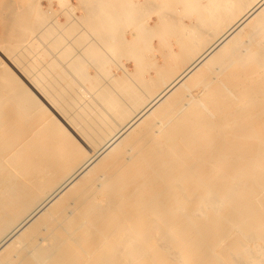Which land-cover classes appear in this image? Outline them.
<instances>
[{"label": "bare ground", "instance_id": "bare-ground-1", "mask_svg": "<svg viewBox=\"0 0 264 264\" xmlns=\"http://www.w3.org/2000/svg\"><path fill=\"white\" fill-rule=\"evenodd\" d=\"M113 1L85 7L80 18L92 26L81 32L103 37L77 48L76 59L93 53L98 80L114 57L104 53L120 45L133 62V70L120 66L126 83L91 89L83 69L74 73L81 67L64 65L42 100L41 81L32 90L14 74L0 80V249L65 192L0 264H166L165 251L191 237L184 232L208 210L214 215L199 232L231 222L252 242L242 252L247 264L264 263V199L246 182L264 175V0ZM147 68L155 76L145 91L134 76ZM244 183L250 190L231 197ZM225 237L223 229L208 239ZM200 249L188 251L196 258L188 264H205Z\"/></svg>", "mask_w": 264, "mask_h": 264}, {"label": "rangeland", "instance_id": "rangeland-1", "mask_svg": "<svg viewBox=\"0 0 264 264\" xmlns=\"http://www.w3.org/2000/svg\"><path fill=\"white\" fill-rule=\"evenodd\" d=\"M87 1H89V2H87ZM87 1L84 5L83 0H68V2L70 4L63 6V5H59L56 0H0V80L4 78L5 73L6 74L7 73L12 74V75L14 74L16 79L18 77H20V79L24 80L25 84L28 85V87L32 88V90H33V86H31V83L34 84L37 81H39V82L41 81L40 83L37 82V84L39 83L40 86H44L43 87V90H44L43 95L41 96V94L39 95V94H37L38 92L36 93L35 91L34 92L36 94L35 93L34 94L42 100H43V97H47L46 96L47 93L49 94V92H48L49 85H47L48 84V78L50 81L54 74H58V73L62 74L61 72L64 69L62 67H64V65L67 66L68 69L70 68L69 69L70 71H75V68L77 65H78V67H81V68H79V70L75 71L74 73H75V75L77 74V76H79L82 73V71H80V69L81 70L83 69L86 76L83 77V79H81V80H82V82H84V84H83L84 86L86 85L88 88H91V89L94 88L95 86H100V84H104L105 82L107 83V81L112 83V85L115 84L113 86L116 88H117L119 82H120V84L122 82L126 83V82H124L125 78H124L123 73H122L123 70H121L120 68L122 66H125L128 69L133 70V62H132V58H131L132 56H128L129 60H128L127 56L120 57V55L125 52V51H123V52L121 51V50H123V48L120 45H118V46L115 45L114 46V48H116L115 50H110V51L108 50L107 53L106 52L104 53L105 56L107 55L106 57H108L109 55L114 56V57L112 58L111 61L109 59V61H110V62L108 61L109 64H108V62H106V63L104 62V64H106V65L102 66L101 71H100L102 75H99L100 78L98 80L93 78L95 73L98 71L95 69V67L92 66L95 64V63H92L95 60V58H94L95 56L93 58H91L93 56V53H91V54L87 53L86 56H84L85 54H83V55L78 54L79 56H83L84 58L80 57V60L76 59V56H77L76 54L78 53V51L76 50L77 48H79L78 50H81L82 48L89 46L88 42L91 43L92 41H95V39L99 41L100 38L102 39V37H103V36H101L102 34H99L98 32H96V34L95 33L92 34L93 32H91L93 39H92V37H90L91 35L88 36V34L90 32L88 34H86V37H84V33H82V32L86 31L88 29L91 30L90 27L92 26L89 24L87 25L84 22L83 18L82 19L80 18V17H82V15L86 11V10H84L85 7H88V9L90 8V6L93 7L94 3L92 4V2H95V4L97 2L98 5H99V3L101 4L102 1L105 3L108 2V4H110V2H114L113 0H87ZM123 1L126 4L130 3V2H128L129 0H123ZM82 6H84V7H82ZM179 9L181 10L182 6H179ZM184 12H182V13L185 17L186 14L188 15V11L186 12V10L184 9ZM182 13H180V14H182ZM109 14L107 16L108 18L106 17L107 21H109V22L106 21L107 24L110 23V21H111V18H109V17H111L110 16L111 14L110 15ZM180 14H176V16L178 18H180ZM112 17H113V15H112ZM186 20L187 19L185 18V22H187ZM153 24L154 23H152V25ZM115 27L117 28V25ZM82 28H84V29H82ZM40 32H41V34L38 35L39 38L35 37V35L37 33H40ZM74 36H77V38ZM72 37H74L75 41H74V39L71 40ZM126 37L131 39V37L128 35H126ZM55 39H58V40L62 39L63 42L60 41V42H62V43H60L58 40L54 41ZM55 42H56V44H55ZM65 44L66 45L68 44L69 46L67 45L68 46L67 47ZM60 45H63L64 47L60 46ZM153 45L158 46V42L154 41ZM55 46H57V47H55ZM52 47H54V49L55 48L58 49L59 51L61 50L62 52L60 51L59 53L64 54V57L61 58L63 55H60V54L57 55L58 50H56L57 51V53H56ZM61 47H62V49L64 48L65 50L63 49L64 50L63 51L61 49ZM66 50H70V51H66ZM65 51H66V53H63ZM53 52L56 54H54ZM33 53H38L39 55L36 54V58H33L35 56V54H33ZM65 54H69V56H65ZM30 55L32 56L31 57L32 59L30 58ZM53 55H56L58 57V60L61 59L59 61V63L61 65L58 63L57 60L51 59ZM125 55H127V53ZM59 56H61V57H59ZM73 56H74V58H73ZM79 56H78V58H79ZM88 56H90V57H88ZM99 57L104 58L103 53L100 54ZM64 58H67V59H64ZM87 58H89V59H87ZM82 59H83L84 63H81V62H83ZM29 64H31V65H29ZM68 64L72 65V67ZM57 65H59V68L57 67ZM23 67H26V68L29 67V69L27 68L28 73L23 72V70L25 71V69H22ZM32 67H34V68H32ZM38 67H40V68L42 67V68L40 69ZM33 69H34V71L35 70L36 71L34 72ZM43 69H44V71H43ZM29 70H31V72H29ZM42 71H43V73H42ZM78 71L81 73H79ZM146 71H147V73H145L143 75L139 74L137 76H134L135 79L136 78H137V80L139 79L138 81L136 80L137 84L138 85L141 84L139 86L143 90L145 89V91L149 90V89H147V88H149L148 87V85L150 84L149 82H151V81H148L149 75L155 76L154 70L147 68ZM22 73H23L24 77H26V79H28V80H25ZM38 73H39V75H38ZM33 75H34L35 79L33 78ZM35 76H37V77H35ZM41 78L43 81L41 80ZM147 78H148V80H147ZM78 79L80 80L79 77H78ZM117 80H118V83H117ZM42 82L44 85L42 84ZM45 82H47V83L45 84ZM128 83H130V82H128ZM146 83H149V84L146 85ZM116 84H117V86H116ZM155 84L153 83V86H155ZM46 85L48 87L47 90L44 89V88H47ZM50 89H51V87H50ZM151 89H153V87ZM45 92H47V93H45ZM85 99L80 101V103L82 104L83 101H84V103H85V101L86 102L88 101V97H86ZM164 101L165 100H163L161 103H163ZM11 102H12V107H13L14 102L13 101H11ZM11 102H9V105L7 106V108H11V106H10ZM117 103H118V101H117ZM161 103L159 105H161ZM81 104H78V106H80ZM46 106H47V108H46L47 111L50 112L51 114H53V116L55 118L58 119L60 117L59 120L63 119V117L61 118V116L63 114L60 113V115H58L60 111L56 110L54 108V106H52V104H47ZM56 106H58V104ZM76 109L79 110L77 112L80 113L81 110L79 109V107ZM50 110H52V111H50ZM52 112H54V113H52ZM113 112L114 111L112 108L110 111V114ZM110 114H108L109 117H110ZM107 117L105 119H108ZM91 118L92 117H89L88 120H90ZM64 120L65 119H63V122H64ZM80 121H82V120H80ZM83 121H82V123L85 124L86 121L85 122H83ZM27 123L32 124L33 122L32 121L26 122V124ZM168 125H169V123L167 125L165 124L164 128L167 127ZM72 128H73V125H70V126H68L67 129H72ZM263 155H264V153H263ZM262 166L264 167V161L262 163ZM81 177H83V176H81ZM81 177H80V179H81ZM246 182L249 183L251 186L253 183H255L259 187V186H261L260 185L261 183H262V185L264 184V175H261V176L259 175V176L255 177L254 179H251V180L246 181ZM251 186H249V188ZM258 187L256 188L258 190V192H256L257 200H262V199H264V185L261 186V188H258ZM244 188H245V183L235 185L234 189H233L234 193L231 197H235L236 195H238L239 193H242V192L246 193L250 190V189L249 190L246 189V191H245ZM64 193L65 192L60 194L53 201V203H50V204L51 205L55 204V203L57 204L62 199L61 195L63 196ZM51 199H53V198H51ZM229 203H230V198L223 205V207L225 208L224 210L229 211V210L233 209V208H230ZM50 204L48 205V207L46 206L44 208V210H42L41 213L34 220H32L28 225H31L32 222L34 223L35 220H37V218L40 217L41 215L47 214L49 212V207L51 206ZM47 209H48V211H47ZM207 212H208V216L200 213L197 217V221L195 223L196 225H193L192 227L190 226L184 232V233H186V235L191 234L192 235L191 237H189L187 239H182L183 241L180 240L179 243L174 246L173 251L172 250L171 251H168V250L165 251L166 253H165L164 257H165V260L167 261L166 264H179V263L180 264H188V262H190L193 258H195V257H192V254L189 255L188 251L193 250L194 247H198V246L201 247L202 249H200V255L197 258V260L202 262V263H205V264H241V263L247 264V261H246L247 258L245 256V254H243L242 252H244V249L246 248V246L251 245L252 242L250 239H247L244 236V233H243L241 228L234 227V224L231 222H225V223H222L221 225H219L218 227H214L212 232H208L207 237L205 236L206 234L199 232V230L202 229L200 226L202 224H205L206 222H210V220H211L210 218H212V216L214 215V212L212 210H208ZM28 225L25 228H23L21 231H19L21 228H19L18 230L15 231V233H14L15 236L10 240L11 243L8 241L7 244L2 247L3 249L2 248L0 249V255L5 253L7 248H9V246H11L14 241L21 238L23 235H27V228L29 227ZM62 227H63V225H62ZM64 227H65V225H64ZM223 229L226 232L225 239H223L218 244L211 243V241L208 239L210 237V235L212 236L213 234L218 233V232L222 231ZM81 230L82 229H80L79 231H81ZM16 232H18V233L16 234ZM194 232L196 233V235H194ZM206 241H209L210 243L206 242ZM176 252H178V253H176ZM228 252H229V254H228ZM231 255H233V256H231ZM182 256L184 258H182ZM195 259H193V260H195ZM187 260H189V261H187ZM150 264H158V261H156L155 259H151ZM248 264H264V263H260V262L255 263V261H254V262L248 263Z\"/></svg>", "mask_w": 264, "mask_h": 264}]
</instances>
